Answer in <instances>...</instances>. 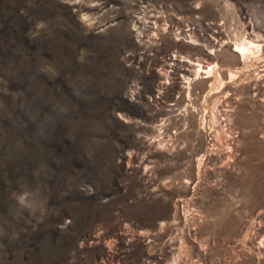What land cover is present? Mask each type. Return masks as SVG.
<instances>
[{"label": "rangeland", "instance_id": "obj_1", "mask_svg": "<svg viewBox=\"0 0 264 264\" xmlns=\"http://www.w3.org/2000/svg\"><path fill=\"white\" fill-rule=\"evenodd\" d=\"M0 264H264V0H0Z\"/></svg>", "mask_w": 264, "mask_h": 264}, {"label": "bare ground", "instance_id": "obj_2", "mask_svg": "<svg viewBox=\"0 0 264 264\" xmlns=\"http://www.w3.org/2000/svg\"><path fill=\"white\" fill-rule=\"evenodd\" d=\"M213 41H214V43H217V42H224V40H222L221 39V36H220V34H218L217 35V32H214V37H212L211 38ZM250 41V40H249ZM247 42L248 44H252V42ZM196 42V41H195ZM193 43V42H192ZM197 44V43H196ZM254 45V44H253ZM251 46V45H250ZM249 46V47H250ZM257 47V46H256ZM259 47V46H258ZM247 50V48L244 46V44L243 43H235V45H234V52L236 53V54H238L239 56H240V58L241 57H245V51ZM210 51V50H209ZM259 51V50H258ZM247 53H248V51H246ZM244 54V55H243ZM244 57L242 58V60L244 59ZM172 59H173V57H172ZM180 61H183L184 63L186 62V63H188V65H194L195 67H194V70H193V74L192 75H197L199 72H202V73H205L204 74V76L203 77H209L210 76V74L208 73V70L210 69L211 70V66L210 65H208L206 68H202L201 67V65L198 63V62H195V61H193V60H190V59H188V58H181L180 59ZM244 61V60H243ZM182 62V63H183ZM187 65V66H188ZM212 65V64H211ZM182 67V66H181ZM211 67V68H210ZM214 68V67H213ZM217 68V67H216ZM187 69H189L188 67H184V70H187ZM182 70H183V68H182ZM210 72V71H209ZM233 74V73H232ZM218 75V74H217ZM185 76V75H184ZM189 76V75H188ZM199 76V75H198ZM219 76V75H218ZM217 76V77H218ZM233 76V75H232ZM181 77H182V75H181ZM193 77V76H192ZM191 77V78H192ZM212 77V76H211ZM185 79H186V77H185ZM195 79V78H194ZM188 80H190L189 79V77H188ZM191 81V80H190ZM222 82V81H221ZM224 82V81H223ZM185 85V84H184ZM221 85V84H220ZM257 85V84H256ZM263 86V85H262ZM154 139V138H153ZM162 225V224H161Z\"/></svg>", "mask_w": 264, "mask_h": 264}]
</instances>
